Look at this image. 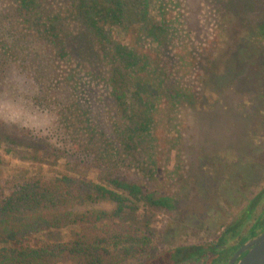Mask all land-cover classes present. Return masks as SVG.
<instances>
[{
    "label": "rangeland",
    "instance_id": "rangeland-1",
    "mask_svg": "<svg viewBox=\"0 0 264 264\" xmlns=\"http://www.w3.org/2000/svg\"><path fill=\"white\" fill-rule=\"evenodd\" d=\"M182 4L180 32L187 31L184 38L189 42L177 43L167 65L180 82L173 85L180 96L162 106L159 119H147V130L141 132L146 141L133 150L132 158L114 165L87 144L84 122L77 119V126L71 119L68 127L57 107L51 111L38 105L34 96L43 86L21 65L23 47L20 56L14 51L17 56L0 66V184L8 190L32 177L63 172L113 187L111 177L138 180L143 194L166 202L157 206L141 200L138 209L127 214L137 227L151 231L152 246L212 243L229 230L223 251L207 263L222 264L244 245H239L242 236H247L246 242L254 237L252 227L258 220L257 234L264 228V195L255 208L250 203L264 190V0H182ZM6 7L7 1L0 0V10ZM150 7L156 17L162 11L169 15L175 9L172 16L177 11L161 9L158 0H151ZM24 41L27 49H38L52 63L47 46L32 37ZM100 120L113 129L114 121L122 127L128 122ZM114 206L99 202L88 207ZM238 221L242 224H235ZM73 230L43 232L40 240L63 242ZM107 247L116 257L113 264H138L151 253L149 249L127 255L121 244Z\"/></svg>",
    "mask_w": 264,
    "mask_h": 264
},
{
    "label": "trees",
    "instance_id": "trees-1",
    "mask_svg": "<svg viewBox=\"0 0 264 264\" xmlns=\"http://www.w3.org/2000/svg\"><path fill=\"white\" fill-rule=\"evenodd\" d=\"M6 1L7 7L0 10V66L17 56L14 51L20 56L22 46L21 65L43 86L34 96L38 105L51 111L57 107L68 127L71 119L77 126V119L84 122L89 131L87 144L108 156L112 165L132 158L133 150L146 141L147 135L141 132L147 130V119H159L162 106L173 104L180 96L173 86L180 82L171 76L167 65L170 51L178 50L177 43L189 42L184 38L187 31L180 32L182 0H158L161 9H177L173 16L175 9L169 15L162 11L161 18L151 12V0ZM27 37L47 46L53 64L38 49L23 45ZM100 119L128 122L122 127L114 121L113 129ZM149 142L153 148V140ZM111 180L116 187L90 176L63 172L32 177L8 190L0 184V264H113L117 260L109 253L110 244L123 245L121 251L127 255L150 249L138 264L188 260L207 264L223 251L229 230L212 243L155 249L151 231L137 227L127 214L136 211L141 200L157 206L166 202L143 194L138 180ZM263 195L264 190L250 202L254 208ZM99 202L115 206L88 207ZM260 223L258 220L252 227V236L261 231L256 230ZM61 228L74 229L70 239L40 240L43 232ZM242 237L239 245L247 240ZM222 264H228L227 258Z\"/></svg>",
    "mask_w": 264,
    "mask_h": 264
},
{
    "label": "water",
    "instance_id": "water-1",
    "mask_svg": "<svg viewBox=\"0 0 264 264\" xmlns=\"http://www.w3.org/2000/svg\"><path fill=\"white\" fill-rule=\"evenodd\" d=\"M247 253L238 260L240 254ZM238 260V261H237ZM228 264H264V230L252 237L228 260Z\"/></svg>",
    "mask_w": 264,
    "mask_h": 264
},
{
    "label": "flooded vegetation",
    "instance_id": "flooded-vegetation-1",
    "mask_svg": "<svg viewBox=\"0 0 264 264\" xmlns=\"http://www.w3.org/2000/svg\"><path fill=\"white\" fill-rule=\"evenodd\" d=\"M249 250V248L247 249V250H245V251H243L241 254H240V256L238 257V260H240L246 253H247V251ZM229 260V259H228ZM237 260V261H238ZM180 263V262H179ZM179 263H177V264H179ZM181 263H184V261L183 262H181ZM227 263H228V261H227Z\"/></svg>",
    "mask_w": 264,
    "mask_h": 264
}]
</instances>
